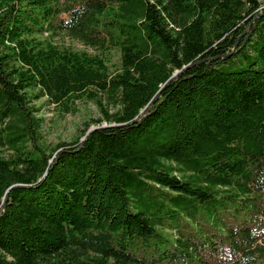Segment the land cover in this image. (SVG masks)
Instances as JSON below:
<instances>
[{"label": "trees", "instance_id": "trees-1", "mask_svg": "<svg viewBox=\"0 0 264 264\" xmlns=\"http://www.w3.org/2000/svg\"><path fill=\"white\" fill-rule=\"evenodd\" d=\"M0 264H264V0H0Z\"/></svg>", "mask_w": 264, "mask_h": 264}, {"label": "rangeland", "instance_id": "rangeland-1", "mask_svg": "<svg viewBox=\"0 0 264 264\" xmlns=\"http://www.w3.org/2000/svg\"><path fill=\"white\" fill-rule=\"evenodd\" d=\"M55 41L77 49L92 51L91 48L63 33L57 35ZM34 104L37 107L36 114L43 120L42 132L45 138L53 143L71 141L77 136H81L87 125H89V129L97 126L93 119L100 117L98 107L93 102L86 100L78 101L76 113L67 114H61L53 104L45 102L44 98L35 101Z\"/></svg>", "mask_w": 264, "mask_h": 264}, {"label": "water", "instance_id": "water-1", "mask_svg": "<svg viewBox=\"0 0 264 264\" xmlns=\"http://www.w3.org/2000/svg\"><path fill=\"white\" fill-rule=\"evenodd\" d=\"M148 106L142 111L143 113H145L147 111ZM93 128H90V130Z\"/></svg>", "mask_w": 264, "mask_h": 264}]
</instances>
